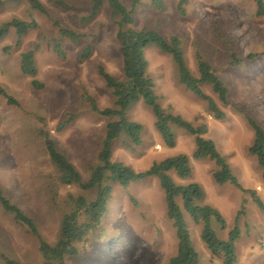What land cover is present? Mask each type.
Instances as JSON below:
<instances>
[{"label": "rangeland", "instance_id": "1", "mask_svg": "<svg viewBox=\"0 0 264 264\" xmlns=\"http://www.w3.org/2000/svg\"><path fill=\"white\" fill-rule=\"evenodd\" d=\"M63 1L68 9L47 2L48 16L31 9L24 0H4L0 6V24L12 18L37 22L35 28L19 38L17 46L14 28L0 39V88L17 102L8 104L0 94V186L33 217L41 238L49 243L58 235L61 199L67 193H86L77 186L57 187L56 170L38 130L48 132L82 181H86L89 167L98 163L105 124L110 120L93 111L89 99L98 108L111 107L113 102L97 68L102 66L114 77L122 78L116 25L107 6L92 20L82 23L80 17L89 13V0ZM130 1L121 0L126 6ZM176 2L163 0L164 8L158 11L149 0H141L133 27L156 30L166 39L177 36L186 65L194 75L198 51L228 88V103L222 105L210 87L202 85L225 117L215 119L205 102L179 83L170 55L149 45L144 55L154 92L162 108L195 125L207 126L204 137L213 141L241 187L227 181L216 183L212 178L213 161L192 157L194 137L183 129L172 126L175 142L166 146L154 127L151 110L140 99L126 110V118L141 124V144L133 145L126 137H119L111 143V159L142 171L165 157L186 154L190 175L180 178L173 171L169 174L177 184L200 185L204 196L198 203L216 208L223 218V227L214 221L211 224L218 238L226 239L231 229L238 228L240 235L235 240L236 259L232 264H264V210L253 200L259 198L264 206V179L261 167L248 151L253 131L246 122L249 116L264 130V55L245 58L264 49V14L256 15L252 0H187L183 15L177 11ZM54 20L83 34L77 42L61 40L63 55L53 48L60 38ZM86 46L91 47V52L82 58L81 51ZM33 48L36 75L30 77L20 71L19 54ZM231 53L242 59L241 65H229ZM32 79L41 86H32ZM70 115L72 118L58 129V124ZM109 184L112 191L100 226L75 244L77 255L66 257L64 263H165L176 251V239L157 179L146 177L125 187L116 182ZM184 219L200 262L222 264L201 239L200 225L185 213ZM37 245L36 238L0 208V254L20 264H42ZM0 264H4L1 258Z\"/></svg>", "mask_w": 264, "mask_h": 264}, {"label": "trees", "instance_id": "2", "mask_svg": "<svg viewBox=\"0 0 264 264\" xmlns=\"http://www.w3.org/2000/svg\"><path fill=\"white\" fill-rule=\"evenodd\" d=\"M3 1L0 0V6ZM6 1L19 2L21 0ZM24 1L31 9L45 16H48L47 2L62 9L69 8V5L63 0ZM149 1L155 10H163V0ZM252 1L255 4L256 15H263L264 1ZM140 2L141 0H131L129 6H126L121 0H89L88 15L80 17L82 23L88 22L100 12L104 5L107 6L109 15L116 25L115 36L119 43L122 70V78L118 79L102 66L97 68V73L110 90L113 102L111 107L98 108L95 102L89 99L91 109L110 120L105 124V134L97 153L98 163L89 167V177L86 181H82L80 173L68 157L57 148L55 141L49 136L48 132L44 129L38 130V135L41 137L48 159L56 170L57 187L77 186L82 193H86L76 195L67 193L61 199L63 212L59 222L58 235L53 243L41 238L33 217L12 201L0 186L1 210L8 214L15 223L25 227L27 233L36 238L37 249L43 260L42 264H65L66 257L77 255L78 251L75 244L84 240L87 234L95 231L101 224L112 191L110 182H116L125 187L130 182L146 177H154L158 181V185L163 192L166 217L171 223L176 239L175 253L163 264H202L198 253L191 244L184 213L200 225L201 239L212 255L221 258L222 264H232L236 259L234 244L240 235L238 228L231 229L226 239L218 238L211 224L214 221L220 227H223V218L216 208L208 204L198 203L204 196L200 185L195 182L184 185L177 184L169 174L170 171H173L180 178L190 175L191 168L186 154L179 153L165 157L153 162L147 169L142 171H135L122 162L111 159V143L113 140L124 136L133 145L141 144V124L126 118V110L133 102L140 99L151 110L154 116V127L166 146L171 147L175 142L172 126L183 129L194 137L192 157L196 159L208 158L213 161L215 165V169L212 171L213 180L218 184L227 181L238 188L241 187L229 164L224 156L218 152L213 141L204 137L207 126L204 123L195 125L184 119L180 114L164 109L159 104V98L154 92L153 80L147 71L144 49L149 45H154L159 50L169 54L179 83L203 100L208 112L215 119H223L225 114L214 99L203 91L202 85H208L222 105L228 103L227 86L198 51L195 52L196 75L192 74L186 65L181 41L177 36L173 35L166 39L153 29H135L133 27L134 13ZM186 3L187 0H177L176 2V9L182 15L185 12ZM53 23L57 26L60 37L53 44V48L58 55H63L60 49L61 40L65 38L71 42H77L83 34L65 27L55 20ZM36 26L37 22L35 20L24 21L12 18L0 24V39L8 33L10 28H14L18 37L15 43L17 46L20 42L19 38ZM7 49V47L3 48L4 51H7ZM34 51L33 48L19 54L20 71L30 77L36 75ZM90 52L91 47L86 46L81 51V57H88ZM258 55H264V49L259 53L247 54L245 58L252 60ZM228 63L231 66H239L242 59L235 53H231ZM30 83L34 87L41 86V83L35 79H32ZM0 94L8 104L17 105L15 99L1 88ZM71 118L70 115L62 120L57 126L58 129ZM246 122L253 131V138L248 151L255 157L257 164L261 167V176L264 179V130L256 120L249 116H246ZM88 193H92V197L88 196ZM253 200L261 210H264L259 198L254 197ZM0 258L4 264H20L18 260L3 254H0Z\"/></svg>", "mask_w": 264, "mask_h": 264}]
</instances>
